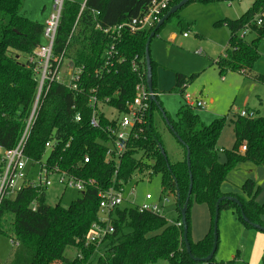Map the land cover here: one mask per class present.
<instances>
[{
    "label": "trees",
    "instance_id": "trees-1",
    "mask_svg": "<svg viewBox=\"0 0 264 264\" xmlns=\"http://www.w3.org/2000/svg\"><path fill=\"white\" fill-rule=\"evenodd\" d=\"M152 1L86 0V7L73 33L81 4L66 2L54 51L59 56L66 49L67 57L75 65L84 66L83 89L77 92L65 84L52 83L42 99L25 153L38 160L49 153L50 166L58 165L61 170L86 182L94 179L96 184L88 183L85 192L68 205L47 203V191L33 187L5 197L0 204V234L18 243L9 264H152L160 260L167 264H221L216 254L209 262H203L194 260L187 250L183 225L177 223L181 222V209L188 197L187 236L192 255L199 259L208 256L212 250L216 205L223 196L236 197L241 206L226 198L219 204L220 213L223 209H231L247 227L252 225L244 220L243 215L250 222L264 227V203L256 200L262 189L254 179L248 178L243 182L241 193L223 190L230 172L240 164L251 162L264 167V115L259 112L254 111V116L233 113L230 118L224 116L206 123L194 108L185 104L179 108L174 119L159 103L157 94L151 100L145 122L138 125L136 136L129 141L120 164L106 159L109 135L105 129L114 124L115 119L107 117L100 106H110L120 113L127 110L140 80L132 68V61H138L146 82L145 48L155 27L124 31L116 41L118 56L124 60L117 62L116 68L110 71L102 67L105 51L115 41L100 27L109 28L139 17L148 10ZM180 1L172 0L165 14ZM194 1L171 15L153 37L172 18H177L181 26L192 25L181 16V11ZM23 3L24 0H0V146L4 149L13 148L20 140L38 86L35 63L30 58L42 43L45 24L23 16ZM259 18L263 19L261 24L258 23ZM222 23L229 27L230 38L225 54L215 61L216 65L222 75L227 70L249 75L260 58L259 46L264 40V0H253L239 18L216 22L218 25ZM243 32L255 37L248 41L246 35H241ZM151 64L153 92L158 93L154 59ZM197 74L177 72L175 86L170 92L184 96L187 86ZM251 75L255 81L264 84L263 73ZM93 94L99 100L96 106L99 127L90 123L94 109L89 98ZM155 110L163 113L171 131L180 137L184 147L182 160L170 161L155 123ZM77 115H80L79 121L75 119ZM227 123L233 124L235 141L231 149L224 150L225 158L221 161L218 142ZM49 140H55V145L46 153V142ZM244 144L246 150L242 152ZM188 149L190 166L187 163ZM86 155L90 156V161L83 163ZM148 175L160 176L163 192L176 195L177 219L169 221L162 214L141 211L134 205H122L115 209L112 216L114 231L98 250L95 245H86L91 226L99 217L100 189L113 184L124 187L135 178ZM193 202L207 205L211 213V227L198 241L191 238ZM67 248H74L76 255L72 258L66 256ZM228 264H231L230 261Z\"/></svg>",
    "mask_w": 264,
    "mask_h": 264
},
{
    "label": "rangeland",
    "instance_id": "rangeland-1",
    "mask_svg": "<svg viewBox=\"0 0 264 264\" xmlns=\"http://www.w3.org/2000/svg\"><path fill=\"white\" fill-rule=\"evenodd\" d=\"M75 1L83 3L84 0ZM252 3L253 0L192 2L181 11L186 21L192 25L181 26L177 23L176 18H172L153 37L150 53L156 62L155 76L158 88L156 95L158 94L159 103L172 118H177L179 108L185 103L180 93L170 92L175 84L176 72L198 73L186 88V92L193 98L197 96L206 101V110L197 109L202 120L206 123L224 116L230 118L233 113L240 112L246 107H253L260 115H264V84L253 80L251 75L253 73L264 74V40L259 46L260 58L249 75L231 70H227L225 75H222L215 62L218 57L224 55L230 37L229 27L224 23L218 25L216 22L226 18H239ZM47 5L51 6L50 2ZM184 33L187 36L184 37ZM172 34L175 35L174 38H172ZM254 37L255 35L251 33L246 35L248 41ZM259 98L262 99V103H259ZM100 109L107 117L118 116L110 106L103 105L100 106ZM154 118L170 161L182 160L184 147L171 131L163 113L160 110H155ZM234 137L233 124L227 123L223 129L220 144L218 143L219 146L231 149ZM219 154L220 160L223 161L224 150L220 149ZM48 155L49 153L43 161L48 159ZM248 178L254 179L264 190V167L251 162H244L232 170L227 181L223 184V189H232L241 193V185ZM51 179L53 184L46 192L47 203L68 205L73 199L80 196V193L74 188L64 189L58 176L53 175ZM163 191L160 176L137 177L124 186L123 206L143 203L147 193H151L154 199H159L162 194H165L168 195L170 201L163 206L162 215L169 221H174L178 217L176 195ZM263 198L262 195L261 199ZM191 214L193 232L196 230L195 234L203 235L205 229L210 225L208 209L203 204L193 202ZM238 219L237 214L229 209L221 211L216 259L221 264H228L229 261L231 264H264V241L249 235L247 232L258 231L249 229ZM244 226L248 229H245ZM259 234L264 236V232ZM13 240L16 242L15 239ZM14 241L9 236L0 234V264L10 263L16 250ZM65 254L72 258L76 255V250L67 248ZM152 264H167V262L160 260Z\"/></svg>",
    "mask_w": 264,
    "mask_h": 264
},
{
    "label": "built area",
    "instance_id": "built-area-1",
    "mask_svg": "<svg viewBox=\"0 0 264 264\" xmlns=\"http://www.w3.org/2000/svg\"><path fill=\"white\" fill-rule=\"evenodd\" d=\"M52 1V10L45 22L43 41L34 51V55L30 58V60L35 63L34 71L38 74V86L25 130L20 140L13 148L4 149L0 146V204L5 197L15 196L24 188L33 187L47 191L53 184L51 179L53 175L59 177V182L64 186V189L74 188L80 195L85 192L88 183L91 185L96 184L94 179H90L86 182L84 179L78 178L66 170H61L58 165L50 166L48 159L43 161L46 154L42 159L38 160L31 158L25 153V145L38 114L42 99L50 89L52 83L59 82L65 84L67 88L77 92H82L83 89L81 84H83L82 74L84 73V66L75 65L72 61L69 67L67 66V61L69 59L66 55V49H64L59 56H56L54 51L65 4L69 0ZM171 2L172 0H153L148 10L143 15L109 28L100 27L103 32L111 35L115 41L105 51L103 70L110 71L115 69L117 66L116 63L124 60L123 57L119 58L116 48V41L122 37L123 32L126 30L131 32L150 30L156 27L163 18ZM85 7L86 1L81 4L79 17L75 22L72 33L75 31L80 15ZM95 14H99V12L97 11ZM262 22L263 19L259 18L258 23L261 24ZM184 35L187 36L186 33ZM241 35H246V32H243ZM132 68L136 71L140 79L136 85V95L133 101L129 103L125 112L120 113L113 109L118 116L113 117L115 123L108 125L105 129L109 135V140L106 142V159L115 162L117 165L120 164L121 157L127 149L129 141L136 136L138 125L145 122L146 115L150 109L152 96L156 95V93L149 91L147 80L144 82V72L140 70L138 61H132ZM89 102L90 106L94 109L90 123L94 127H99L100 121L96 114V106L99 104V100L97 96L93 94L90 95ZM185 102L186 105L194 109L206 105L205 101L194 100L188 93H185ZM238 114L240 116L255 115L254 111H249L247 109L241 110ZM75 119L79 121L81 119L80 115H77ZM54 145L55 140L47 141L46 153L54 148ZM245 150L246 145L244 144L241 146V151L244 152ZM89 161L90 156L86 155L83 159V163H88ZM123 191L124 187H117L114 184L108 188L100 189L99 217L91 226L86 238V245H95L98 250L107 236L114 231L112 216L115 209L123 205ZM169 201L168 195L162 194L159 199H154L151 193H147L143 203L132 205L138 206L141 211L162 214L163 206L169 203ZM35 206L36 205H34V208ZM177 224L181 225L182 222ZM15 244L18 245L17 242H15ZM99 254L103 255V252ZM77 256L82 258L79 254Z\"/></svg>",
    "mask_w": 264,
    "mask_h": 264
},
{
    "label": "water",
    "instance_id": "water-1",
    "mask_svg": "<svg viewBox=\"0 0 264 264\" xmlns=\"http://www.w3.org/2000/svg\"><path fill=\"white\" fill-rule=\"evenodd\" d=\"M190 1H192V0H181L178 4H175L174 6H172L171 9L159 21V23L157 24V26L155 27V29L151 32V35H150L149 39L147 40L146 48H145V57H146V69H147V85H148V88H149V91L150 92H153V70H152V64H151L152 58H151V53H150L151 39L155 35L156 30L161 25H163L165 23V21L171 15H173L174 13H176L177 11H179L183 6H185ZM202 1H218V0H202ZM154 99H155V95L152 96V100H154ZM176 136H177V138L179 140H181L178 135H176ZM162 152H163V155L166 156L165 151L162 150ZM187 163H188V166H190V150L189 149H188V153H187ZM191 187H192V183H191ZM226 198H228V199L236 202L237 204H239V206H241L240 201L236 197H234V196H223V197H221L218 200L217 205H216V214H215V218H214V242H213V247H212V250L209 253V255L206 256V257H204V258H201V259H199L197 257H194L192 255L190 243L188 241V236H187V233H188L187 211H188L190 197L187 198L184 206L182 207V209H181V215H182L181 222H182V225H183V228H184L183 237H184V240L186 242L187 250H188V252L190 253L191 257L194 260H202L203 262H209L215 256L216 251H217V247H218V241H219V230H218L219 214H220L219 204H220V202L222 200H224ZM243 218H244L245 221H247L248 223H250L254 228H256L258 230L264 231V227L263 226H261V225H259L257 223L250 222L249 219L245 215H243Z\"/></svg>",
    "mask_w": 264,
    "mask_h": 264
},
{
    "label": "crops",
    "instance_id": "crops-1",
    "mask_svg": "<svg viewBox=\"0 0 264 264\" xmlns=\"http://www.w3.org/2000/svg\"><path fill=\"white\" fill-rule=\"evenodd\" d=\"M69 1H75V0H69ZM86 0H84L83 1V3L85 2ZM48 2H50V4H51V6H48L47 5V3ZM196 2V0L194 1V3ZM208 2H212V1H208ZM83 3H80V4H83ZM39 4V0H24V3H23V6H22V8H21V14L23 15V16H25V17H27V18H29V19H31V20H36V21H39V22H41V23H43V24H45V22H46V19L48 18V16H49V14H50V12H51V10H52V6H53V1L52 0H40V4ZM191 4V3H190ZM252 5V4H251ZM188 6V5H187ZM182 9V8H181ZM180 9V10H181ZM34 14H36L35 15V17H33V15ZM181 16L186 20V18L181 14ZM221 20H223V19H221ZM176 21H177V23H178V19L176 18ZM185 34V33H184ZM230 36V35H229ZM175 37V35L174 34H172V38H174ZM184 37H185V35H184ZM230 38V37H229ZM42 41H43V37H42ZM228 47V46H227ZM227 47H226V49H227ZM226 49H225V51H226ZM199 53H201L200 51H199ZM225 54V53H224ZM223 56V55H222ZM219 58V57H218ZM69 60L67 61V66H69L70 67V65L72 64V59L71 58H68ZM73 63H74V61H73ZM177 73V72H176ZM181 73H184V72H181ZM184 74H186V73H184ZM193 74V73H192ZM242 74V73H241ZM186 75H190V74H186ZM224 77V76H223ZM254 80V79H253ZM257 82V81H256ZM175 83H176V78H175ZM174 86H175V84H174ZM189 86V85H188ZM188 86H187V88H188ZM161 91H164V90H161ZM160 93V92H159ZM186 93H188V92H186ZM189 94V93H188ZM190 96H191V98L192 99H194V100H203L202 98H200V97H195V98H193L192 97V95L190 94ZM183 98H184V101H185V95L184 96H182ZM261 98V97H260ZM259 98V99H260ZM204 101V100H203ZM206 102V101H205ZM259 103H262V99H260V101H259ZM184 104H186V102L184 103ZM183 104V105H184ZM183 105H181V106H183ZM206 108H207V103H206V105L204 106V107H200V108H195V111L198 113V111H197V109L198 110H206ZM245 109H250V110H253V111H256L257 112V110L255 109V108H253V107H246ZM239 112H237V114H238ZM200 115V114H199ZM220 139H221V137H220ZM220 139H219V144H220ZM234 141H235V137H234ZM219 144H218V148L219 149H221V150H226L225 149V147H222V146H219ZM233 144H234V142H233ZM261 189H262V187H261ZM224 190V189H223ZM225 192H235V193H240V192H238V191H233L232 189H228V190H224ZM263 192H264V190L262 189L261 190V194L259 195L258 194V196H257V198H256V200L259 202V203H264V198L263 199H261V196L263 195V197H264V194H263ZM204 206H206V208L208 209V211H209V213H210V210H209V208H208V206L207 205H205V204H203ZM230 211H232L233 213H236L234 210H231V209H229ZM237 214V213H236ZM192 215V214H191ZM237 217H238V215H237ZM239 220V219H238ZM246 226V225H245ZM244 226V227H245ZM192 227V226H191ZM210 227H211V213H210V225L205 229L206 231H205V233H203V235L202 234H200V235H197V234H195V231L193 232V229L191 228V238L193 239V241H198V240H200V239H202L205 235H206V233L209 231V229H210ZM247 227V226H246ZM245 227V229H248V228H246ZM249 229H254L255 231H258V232H247V233H249V235H253V236H255V238H257V239H260L261 241L263 240L264 241V236H260V235H262V234H259L260 232H264V231H262V230H258V229H256V228H254L253 226L252 227H249ZM199 231V230H198ZM246 231V230H245ZM250 231V230H249ZM197 232V231H196ZM251 233H253V234H251ZM263 238V239H262ZM16 245V244H15ZM17 246V245H16Z\"/></svg>",
    "mask_w": 264,
    "mask_h": 264
}]
</instances>
